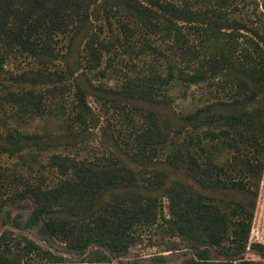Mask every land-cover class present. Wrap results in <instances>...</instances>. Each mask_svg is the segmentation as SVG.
Returning a JSON list of instances; mask_svg holds the SVG:
<instances>
[{"label": "trees", "instance_id": "16d2710c", "mask_svg": "<svg viewBox=\"0 0 264 264\" xmlns=\"http://www.w3.org/2000/svg\"><path fill=\"white\" fill-rule=\"evenodd\" d=\"M117 65L131 73L109 85ZM180 86L213 93L177 111ZM31 120L48 123L14 124ZM0 157L17 161L0 163V222L82 264H116L151 232L179 241V264H258L264 0H0ZM0 264L67 263L6 231Z\"/></svg>", "mask_w": 264, "mask_h": 264}, {"label": "rangeland", "instance_id": "374dc122", "mask_svg": "<svg viewBox=\"0 0 264 264\" xmlns=\"http://www.w3.org/2000/svg\"><path fill=\"white\" fill-rule=\"evenodd\" d=\"M121 65H117V68L114 70H109L106 74L107 77L104 82L109 85H114V83L122 81L127 73H131L132 68H123L119 70ZM184 91L181 86L173 88L170 92V102L172 106L177 111L188 112L194 110L198 105L203 104L208 99L211 98L213 90L202 91L201 88L192 87L189 89L188 94L184 95ZM48 123V121H29L28 123H17L14 124L16 126L23 127L27 131H38L42 130V128ZM55 123H51L50 125H54ZM100 144V140L97 137V133L93 136L92 145L98 146ZM17 161L9 160L8 157H0V163L6 164L9 167H12ZM12 219L16 216H20L23 222H25L31 213V207L24 204H14L9 208ZM9 232L10 234L15 235H26L30 237L32 240L36 241L40 244L44 249L51 250L53 253L57 255H62L66 259L67 264H82L83 261H86V255H80L76 253L70 252L64 245L57 242H48L45 238L40 234V230L37 228L26 230L23 228H17L12 224L4 225L0 222V236L4 232ZM177 239L169 237H161L159 234L154 235V233H147L143 240L136 246L132 247L129 254L124 258L116 260V264H179L184 256L185 252L179 251H170V247H172L174 242H177ZM179 242V241H178ZM251 243H260L264 245V176L260 189V195L258 199V206L256 210L255 221L252 230ZM179 247L182 248V244ZM246 258L248 260L254 261L256 263H263L264 259L260 256V254L255 251L249 249L246 254Z\"/></svg>", "mask_w": 264, "mask_h": 264}]
</instances>
